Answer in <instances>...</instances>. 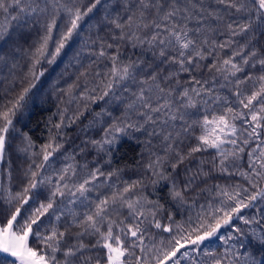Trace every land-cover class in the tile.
<instances>
[{
    "label": "snow or ice",
    "instance_id": "obj_1",
    "mask_svg": "<svg viewBox=\"0 0 264 264\" xmlns=\"http://www.w3.org/2000/svg\"><path fill=\"white\" fill-rule=\"evenodd\" d=\"M212 3L218 7L214 8ZM100 4L101 0H93L82 12L61 0H0L3 18L0 41L6 42L9 38L11 22L44 14L48 22L45 34L32 53V66L34 69L41 59L53 63L79 29V22ZM124 7L127 15L123 19L117 16L109 21L120 30L112 39L127 40L133 48L146 47L153 59L147 63L139 58L124 61L118 50L114 55L106 51L113 48L112 43L99 42L98 57L108 58L111 67L97 85L102 89L99 97L89 94L87 89L81 95L93 101L111 95L123 100L125 110L122 117L101 129L100 139L89 143L110 158L122 137L146 133L162 145V155L153 152L154 158L146 165L150 182L154 187L162 185L168 190L177 213L180 208L193 207L189 204V195L197 188L201 192H214L213 198L206 197L202 204L194 202L198 211L194 215L185 213L184 221L176 220L173 212H166L159 199L143 195L144 185L140 180L125 182L122 189L110 196H98L90 201L87 194L96 187L95 182L102 176L111 179L117 172L105 173L96 166L82 180L74 182L75 167L67 165L56 172L54 182L45 170L51 168L49 161L62 145L50 138L36 154L41 157L40 163L33 161L25 171L21 190L14 192L0 182V191L14 208L0 224V253L15 258L18 264H181L182 261L186 264H264V209H257L261 212L259 217L241 214L256 202L264 201V53L254 43L257 33L264 36V0H135V3H125ZM61 12L68 14L70 23L54 41V51H49ZM236 13L242 14V22L225 20L226 14L235 16ZM238 36L246 42L239 43L235 39ZM218 37L225 39L221 41ZM225 49L230 52L227 58H222L220 53ZM0 60H4L3 55ZM257 66L262 70L258 76L245 71ZM145 69L150 71L145 73ZM205 70L209 73L208 79L203 78ZM181 74L187 75L186 83H181ZM31 75L38 79L43 72L32 71ZM242 85L248 88L242 89ZM34 87L35 83H30L11 102V107L0 111L3 122L0 163L6 156L11 117L24 107ZM221 90L227 95H222ZM91 92L95 93L96 88ZM24 137L27 146L21 150L27 152L32 142L27 134ZM147 143L151 146L152 139ZM209 150L215 153L210 160L196 157L197 153ZM193 158L199 165L207 163L211 167L208 171L203 167L195 171L185 167L184 172L191 175L181 179V166ZM87 167L85 164L84 168ZM213 170L228 176L239 175L244 183L215 185L212 189L200 187L196 181L207 184ZM8 179L11 181V172ZM177 180L181 182L178 184ZM34 195L43 196L44 201L36 200V206L21 216V209ZM65 197L66 203L61 208L57 200L63 203ZM77 202L84 209L82 212L70 207ZM50 211L57 221L66 213L71 216L68 227L75 225L80 229L75 234L76 243L67 244V227L65 231L53 227L49 234L39 230L42 218L49 216ZM234 219L248 228L242 230L234 224ZM224 228L229 229L227 234L221 232ZM154 230L159 231L154 234ZM162 233L169 234L167 242ZM30 237L38 239L44 250L29 246ZM86 237H95V242L86 244ZM214 240L224 246L222 252L209 250ZM57 253L63 256V261L57 258ZM0 264L9 262L0 261Z\"/></svg>",
    "mask_w": 264,
    "mask_h": 264
},
{
    "label": "trees",
    "instance_id": "obj_2",
    "mask_svg": "<svg viewBox=\"0 0 264 264\" xmlns=\"http://www.w3.org/2000/svg\"><path fill=\"white\" fill-rule=\"evenodd\" d=\"M61 2L69 3L70 7L79 8L83 12L91 5L93 0H61ZM206 2H210V0H206ZM125 3H135V0H101V4L97 5L92 12L84 16L79 22V29L66 42L64 49L55 61L47 63L45 59H41V62L36 64L34 69L32 66V53L45 34V25L48 18L46 15L40 14L30 16L27 20H21L20 22H11L9 38L6 42L0 41V55L4 57V60H0V111H5L8 107H11V102H14L15 98L30 83H35V87L28 94L24 107L18 110L15 116L11 117L12 127L8 133L6 156L5 160L0 163V182H3L5 187L10 186L14 192L21 190L26 180L25 171L33 161L40 163L41 157L36 154L52 138L62 145L49 161L51 168L46 167L45 170V174L52 176L54 182L56 172L67 165L75 167L76 176L72 178L74 182H79L94 167L100 166L105 173L116 171L117 174L111 179L100 177L95 182L96 187L93 191L87 194L90 201H95L98 196H110L113 192L122 189L125 182L132 183L140 180L144 185L143 195L148 196L149 199H159L164 204L166 212L171 211L175 214L176 220L184 221L187 215H194L198 211L194 206V202L205 203V198L212 199L214 192H201L200 188H197L195 192L189 195V204H192L193 207L180 208L177 213L176 209L172 207L174 202L170 200L168 190L163 188L162 185L154 187L150 182V171L146 168L150 159L154 158L151 155L153 152L162 155V145L157 139L150 138L146 133H130L128 136L121 138L119 147L112 152L110 158L106 157L105 153L98 152L89 143L92 139H100L102 136L101 129L107 127L113 120L122 117L125 110L123 100L116 99L111 95L95 101L85 99L81 95L87 89L89 94L99 97L102 89L97 88V85L100 84L104 74L111 67V61L108 58L98 57L99 42L103 40L105 44L112 43L113 48H108L106 51L109 55H114L118 50L120 59L124 61L139 58L147 63L153 59L146 47L133 48L127 40L114 41L112 39L119 34L120 30L111 25L109 21L117 16L123 19L127 15L124 7ZM212 6L214 8L218 7L214 3H212ZM219 7L222 8V6ZM231 19L242 22V14L225 15L226 21ZM0 22H3L2 16H0ZM69 23L68 14L61 12L57 17V27L53 30V41L49 42V51H54V41L59 39L60 33L67 29ZM218 39L223 41L225 37H218ZM235 39L239 43L246 42L242 36ZM92 41L97 43L93 44ZM254 43L257 49L264 53V36L257 33V40ZM229 52V49H225L220 53V56L227 58ZM205 63H210V61H205ZM143 66L141 64V67ZM32 71L37 74L43 72V75H40L38 79H34L31 75ZM148 71L150 69H145V73ZM245 71L255 77L262 70L257 66L254 69L246 68ZM97 73L100 75H97ZM197 76L200 78V73H197ZM203 78H209V73L206 70L203 72ZM180 80L181 83H186L187 75L181 74ZM70 86L71 91H69ZM93 88H96L95 93L91 92ZM241 88L246 89L248 86L242 85ZM221 94L227 95L222 90ZM118 95H120L119 92ZM123 96H127V93H123ZM109 112L111 116L108 115ZM2 123L0 121V125ZM57 124H60L61 127L56 128L55 125ZM24 134H27L32 142V147L27 152L21 150L27 146ZM149 139H152L151 146L147 143ZM85 145L87 146L84 147ZM81 147H84L83 152L80 151ZM214 154L213 150H209V152L202 154L197 153L196 157L208 161ZM85 164L88 166L87 169L84 168ZM185 167L193 171L198 167H203L205 171H208L211 165L205 163L201 166L196 158L186 161L185 165L181 166L179 170L181 179L191 175V172H184ZM9 172H11V181L8 179ZM180 182V180H177L178 184ZM196 183L202 188L212 189L215 185L226 187L232 184H243L244 181L239 175L228 176L218 170H213L207 178V184L201 183L200 180H197ZM45 194H47V189H45ZM36 200L44 201V197L34 195V199L21 209V216L25 215L27 209L36 206ZM66 200L67 197L64 198L62 203L58 199L57 203L63 208ZM70 207L77 212L84 210L78 206V202L77 205H71ZM257 209H264V201L256 202L254 206L244 209L241 214L248 218L252 216L259 217L261 212H258ZM13 210V206L7 203L4 193L0 191V224L3 223L5 215ZM50 216L51 211L49 216L42 218V227L39 230L44 234H49L53 227H56L59 231H65L67 227L68 231L65 237L67 244L76 243L75 234L80 229L75 225L68 227L71 216L66 213L59 221L54 216L49 219ZM233 222L242 230L248 228L242 221L234 219ZM33 231H37L35 225ZM158 231L154 230V234ZM228 231V228L221 230L224 234H227ZM162 238L167 242L169 234L162 233ZM84 242L86 244L94 243L95 237H86ZM29 246L36 248L38 251L44 250V245L34 237L29 238ZM223 247L218 240H214L209 244V250L217 253L222 252ZM57 258L63 261V256L60 253H57ZM0 261L17 264L10 257L0 256ZM181 264H186V262L182 261Z\"/></svg>",
    "mask_w": 264,
    "mask_h": 264
},
{
    "label": "rangeland",
    "instance_id": "obj_3",
    "mask_svg": "<svg viewBox=\"0 0 264 264\" xmlns=\"http://www.w3.org/2000/svg\"><path fill=\"white\" fill-rule=\"evenodd\" d=\"M0 256L1 257H10V256H8L7 254H4V253H0ZM10 258L15 260V258H13V257H10ZM16 263L18 264V261H16Z\"/></svg>",
    "mask_w": 264,
    "mask_h": 264
}]
</instances>
